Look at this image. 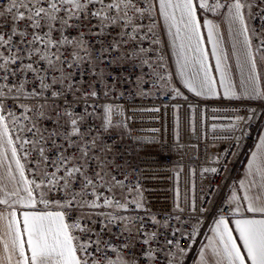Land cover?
<instances>
[{"label": "snow or ice", "instance_id": "obj_1", "mask_svg": "<svg viewBox=\"0 0 264 264\" xmlns=\"http://www.w3.org/2000/svg\"><path fill=\"white\" fill-rule=\"evenodd\" d=\"M221 9L254 70L264 63V0H0V155L11 152L19 175L11 165L0 174V264H181L179 238L198 232L179 203L164 217L145 206L119 150L131 116L116 98L166 87L157 17L198 44L201 26L210 41L215 34L203 16ZM217 70L224 87L219 61ZM185 83L197 96V87L213 90L207 71ZM247 176L259 180L240 181L230 197L234 227L218 216L199 264H264V155L253 153ZM188 211L204 210L193 202Z\"/></svg>", "mask_w": 264, "mask_h": 264}, {"label": "built area", "instance_id": "obj_2", "mask_svg": "<svg viewBox=\"0 0 264 264\" xmlns=\"http://www.w3.org/2000/svg\"><path fill=\"white\" fill-rule=\"evenodd\" d=\"M155 31L167 85L148 97L116 98L131 116L119 150L122 159L131 164L132 180L139 183L145 206L152 213L158 217L175 215L177 203L186 209L182 218L198 234L191 241L181 237L179 243L188 249L181 264H191L213 221L221 214L229 215V191L242 179L244 161L264 120V101L195 95L176 75L161 17L156 18ZM173 105L179 110L174 111ZM152 107L161 110H143ZM237 115L246 119L233 127ZM20 158L26 168L30 167L22 153ZM213 167L218 169L216 173L203 171ZM193 202L204 211H188ZM180 230L193 229L181 226Z\"/></svg>", "mask_w": 264, "mask_h": 264}, {"label": "crops", "instance_id": "obj_3", "mask_svg": "<svg viewBox=\"0 0 264 264\" xmlns=\"http://www.w3.org/2000/svg\"><path fill=\"white\" fill-rule=\"evenodd\" d=\"M231 0L227 3H230ZM162 23L165 30V36H168L170 42V52L172 57V63L176 75L182 85L186 86V81L194 80L197 83L204 78L205 71H207L208 77L213 81L212 91L207 89H200L197 87V91H201L203 98L207 99H239L243 101H264V96H259L251 92L253 87L258 88L261 92H264V63L260 62L257 58V64L253 70L252 65L246 63V46L244 43V35L239 31V25H233L228 18V10L221 9L215 13H208L203 16L202 19L211 20L216 26L214 30L213 40H209V31L206 27L201 26L199 29V43L197 44V38L193 37L191 41L187 39H181L174 36L175 28L169 27L163 18ZM202 23V21H201ZM182 28V26H181ZM183 30L181 36H183ZM215 47H214V42ZM183 44V47L181 46ZM199 48V50H198ZM215 52V55L213 54ZM219 61L220 68L223 71L224 87L221 86V71L217 70V64ZM230 88L236 93L235 97L225 96V89ZM190 91V90H189ZM195 94V92L191 91ZM218 93V95H217ZM196 95V94H195ZM264 135V120L261 124L257 140L248 154L243 164V176L240 181L248 182L253 178L259 180V177L247 176L249 161L252 159L253 153L257 156L264 155V150L260 147V137ZM3 150H0L2 152ZM22 162V160H21ZM11 165L13 173H15V161L11 158V152L7 153V156L0 155V174L7 175L8 166ZM17 179H19L18 173H15ZM238 183L234 184L229 191V201L234 191H237ZM238 195H243V190L240 189L237 192ZM229 219V224L234 227L232 220L238 218L236 216H226ZM218 219V218H217ZM215 221L210 225L208 232L201 243L196 255L194 256L191 264H199L201 248L204 244L209 242V239L213 236L212 229L215 226ZM237 235L236 233H233ZM2 251V249H0Z\"/></svg>", "mask_w": 264, "mask_h": 264}, {"label": "rangeland", "instance_id": "obj_4", "mask_svg": "<svg viewBox=\"0 0 264 264\" xmlns=\"http://www.w3.org/2000/svg\"><path fill=\"white\" fill-rule=\"evenodd\" d=\"M166 37H167V42H168V46H169V49H170V42H169L168 36H166ZM170 54H171V52H170ZM171 59H172V57H171Z\"/></svg>", "mask_w": 264, "mask_h": 264}]
</instances>
